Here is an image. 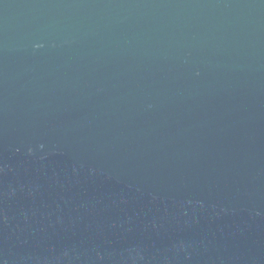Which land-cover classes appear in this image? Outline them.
Wrapping results in <instances>:
<instances>
[{"label":"water","instance_id":"water-1","mask_svg":"<svg viewBox=\"0 0 264 264\" xmlns=\"http://www.w3.org/2000/svg\"><path fill=\"white\" fill-rule=\"evenodd\" d=\"M0 264H264V0H0Z\"/></svg>","mask_w":264,"mask_h":264}]
</instances>
